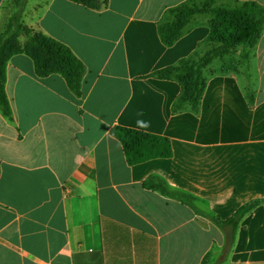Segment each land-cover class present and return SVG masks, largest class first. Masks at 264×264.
<instances>
[{
    "label": "crops",
    "instance_id": "obj_1",
    "mask_svg": "<svg viewBox=\"0 0 264 264\" xmlns=\"http://www.w3.org/2000/svg\"><path fill=\"white\" fill-rule=\"evenodd\" d=\"M6 1L0 32L14 12ZM106 1L98 11L25 0L24 24L67 45L87 73L77 97L61 75L39 77L29 56L9 60L0 264H264V31L249 61L254 90L250 70L241 79L217 61L204 72L198 111L187 104L173 113L181 84L153 74L206 48L209 15L192 17L166 46L159 23L188 0ZM138 119L150 126L138 129ZM117 127L168 138L173 156L129 165ZM151 177L192 204L146 189ZM252 201L261 203L228 246L214 219Z\"/></svg>",
    "mask_w": 264,
    "mask_h": 264
},
{
    "label": "trees",
    "instance_id": "obj_2",
    "mask_svg": "<svg viewBox=\"0 0 264 264\" xmlns=\"http://www.w3.org/2000/svg\"><path fill=\"white\" fill-rule=\"evenodd\" d=\"M70 1L91 10L99 11L107 7L106 0ZM216 1L188 0L177 7L168 9L165 17L159 23V33L166 46H172L179 40L190 19L196 15L224 14L219 19L221 21L219 24H224V26L228 24L229 27L233 28L220 47H212L202 56H198L200 52L197 51L177 66L153 74L155 77L175 79L181 84L182 91L173 105V113L184 110L187 104H190L193 111L197 112L206 86L205 70L218 59L229 56L237 47H251L260 39L264 28V6L250 1L228 10L218 9L216 11L213 9ZM6 3L7 7L14 9V12L0 32V112L2 115L13 121V112L6 93V71L9 60L19 54H25L33 60L36 74L39 77H48L53 74L61 75L70 91L75 96L81 97L83 82L87 73L84 63L67 45L40 29L24 24L25 0H7ZM210 25L211 33L206 40V45L213 32L211 21ZM250 99L253 102L252 95ZM113 133L122 144L129 165H136L153 159H168L173 156L171 142L166 137L119 127L115 128ZM143 186L183 203L192 204V197L182 193H171L167 184L158 177L149 178ZM260 203V201L249 202L228 219H214L215 223L225 230L228 246L234 243L243 218Z\"/></svg>",
    "mask_w": 264,
    "mask_h": 264
},
{
    "label": "rangeland",
    "instance_id": "obj_3",
    "mask_svg": "<svg viewBox=\"0 0 264 264\" xmlns=\"http://www.w3.org/2000/svg\"><path fill=\"white\" fill-rule=\"evenodd\" d=\"M205 1V0H202ZM201 1V2H202ZM238 4L235 3L234 0H217L215 5L213 6L214 10H228L231 9ZM224 14H216V13H210V21L213 24V32L212 35L207 43L206 48H203L200 50L198 56H202L205 52L210 50L212 47H220L222 42L225 41L228 38V34L232 32L231 27H229L228 24L224 26V24H219L221 21L219 19L223 16ZM264 28L262 30L261 36L263 34ZM260 36V38H261ZM22 41H24L22 39ZM257 44V43H256ZM256 44L252 45L251 47L246 46H240L237 47L233 52L229 55L226 56L222 59H218L217 61L219 62V66L223 69H231L234 70L235 72H238V77L243 79V76L246 74L247 70H250L252 72V78L251 83H247L248 88L247 89H252L254 90V86L256 85V76L254 73V63H250L249 67V61L252 58V55L254 54V48ZM215 61V62H217ZM244 69V72H243ZM244 74V75H243Z\"/></svg>",
    "mask_w": 264,
    "mask_h": 264
},
{
    "label": "clouds",
    "instance_id": "obj_4",
    "mask_svg": "<svg viewBox=\"0 0 264 264\" xmlns=\"http://www.w3.org/2000/svg\"><path fill=\"white\" fill-rule=\"evenodd\" d=\"M140 115H142V113ZM136 123H137L138 129H146L150 126V122L142 120V119H138Z\"/></svg>",
    "mask_w": 264,
    "mask_h": 264
}]
</instances>
